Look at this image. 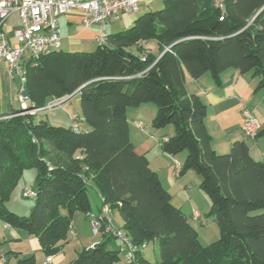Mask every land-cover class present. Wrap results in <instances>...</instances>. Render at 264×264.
Returning a JSON list of instances; mask_svg holds the SVG:
<instances>
[{
    "label": "trees",
    "instance_id": "obj_1",
    "mask_svg": "<svg viewBox=\"0 0 264 264\" xmlns=\"http://www.w3.org/2000/svg\"><path fill=\"white\" fill-rule=\"evenodd\" d=\"M162 2L157 9L148 3L129 27L108 32L93 51L61 44L24 62L28 107L79 90L81 118L89 126L55 125L37 113L0 118V220L38 237L44 254L55 255L69 241L75 213H94L93 186L100 211L108 206L117 212L137 247L126 264H264V160L252 155L246 140L218 152L206 124L207 104L186 87L187 75L209 72L220 82L224 71L237 69L259 76L256 89L264 90V0H226L223 7L213 0ZM145 102L157 107L154 128L174 127L161 134L162 150L187 152L176 176L195 172L210 198L208 216L220 233L208 245L147 155L136 151L127 111ZM257 136H264V126ZM29 167L36 169V195L24 215L8 201ZM112 238L102 233L70 264H118L121 248H110ZM153 240L160 261L144 254L142 244ZM18 264L38 263L31 254L19 256Z\"/></svg>",
    "mask_w": 264,
    "mask_h": 264
},
{
    "label": "crops",
    "instance_id": "obj_2",
    "mask_svg": "<svg viewBox=\"0 0 264 264\" xmlns=\"http://www.w3.org/2000/svg\"><path fill=\"white\" fill-rule=\"evenodd\" d=\"M153 0H149L148 2L143 4V7H146L148 3ZM18 15L17 13L12 16ZM11 16V17H12ZM82 13L78 10H73L65 15L60 17V30H61V41L62 48L66 50H87L93 46L97 42V36L100 32L101 25L100 24H91L84 25L81 21ZM135 17L130 14H123L117 19H111L106 23V29L108 32L119 31L129 27ZM11 27V26H10ZM155 41H150L149 44L152 45ZM148 44V45H149ZM149 45V46H150ZM154 49V47H152ZM2 62L3 67L0 64V115L9 112L12 107L11 98L14 100L17 99L15 93V84L14 80L16 78H12V76L8 72V64ZM4 68V69H1ZM259 76L253 75L252 73H241L237 69H228L221 74L220 82H217L211 73L206 72L198 78L191 77L187 75L186 77V87L188 91L199 94L202 99L207 104V116H206V124L208 130L212 136V142L214 148L218 152H226L231 148L232 143L235 140H246L252 150V155L257 159L264 160V136H257L255 139L248 138L242 129L244 120H245V111L250 110L253 115L258 119L261 126H264V90H257L256 86L259 81ZM5 83L7 84V91L9 100L8 110L5 109L6 105L4 102V93H5ZM9 88L11 91H9ZM79 97L78 94L72 96ZM69 99V100H70ZM152 102H145L138 106L128 108L127 115L133 119L130 120V135L132 141L136 146V151L140 154H145L150 160L151 166L159 172V175L162 179V182L167 187V189L171 192V188L174 187V190H178V184L173 183L172 186L166 183V179L164 176L165 171H174V163L172 164L173 159L178 160L181 163L185 161L186 154L178 153L176 155H172L166 153L162 150L161 147V134H157L155 132L147 131L144 128V122H149L152 124V120L156 115L157 107L155 104H150ZM60 105L50 107L51 113L47 115L44 119L48 122H52L55 125H65V126H75L79 125L82 128H87L89 125L83 118L76 114H70L67 110L63 108H57ZM53 108V109H52ZM47 109V108H45ZM40 113V112H39ZM74 116L77 118L74 120ZM42 118V117H41ZM51 121H49V119ZM129 121V119H128ZM141 121L142 126H137L136 122ZM134 130L140 131L143 134L140 136L141 139H134ZM161 132H165L168 134H172V131L162 130ZM192 171H188L191 173ZM188 175V174H187ZM176 176V174H175ZM177 177V176H176ZM182 180L186 177V173L179 176ZM178 177V178H179ZM179 193V191L177 192ZM172 194V193H171ZM99 195V193H98ZM173 195V194H172ZM100 197V195H99ZM101 204L100 207L95 211L92 207V211L96 214L100 213V208L102 206V199L100 197ZM176 204V203H175ZM181 206V205H179ZM183 208V207H182ZM111 212H115L109 209V214ZM196 212H198L196 210ZM199 213V212H198ZM112 216V215H111ZM120 217V215H119ZM85 219V220H84ZM87 221H90L88 215L85 212H76L73 218L72 229L77 233V238L79 242H77L78 246L91 247L102 239L101 237H94L86 234L83 229H86L84 226L87 225ZM91 223V222H89ZM118 226L123 224V221L120 217V221L116 223ZM92 225V224H91ZM70 230V232H71ZM0 232L3 233L4 239L12 242H30L36 243L37 238H33L36 236L30 235L23 229L14 228L11 226L5 225L0 220ZM39 241V240H38ZM112 241V239H111ZM119 241V240H118ZM117 241V242H118ZM40 244V243H39ZM11 249V248H9ZM64 249V248H63ZM62 249V250H63ZM62 250L53 256V264H67L68 257L66 254H61ZM10 253L15 254L17 258L19 256L31 255L34 254L38 264H44L46 255L42 253L40 249H32L27 248L26 246H21L16 249L9 250ZM41 251V252H40ZM81 251V250H80ZM75 249L76 257L80 252ZM66 252V251H64ZM42 255H39V254ZM72 257V261L76 258ZM0 263L7 262L10 264V260L6 257L0 255Z\"/></svg>",
    "mask_w": 264,
    "mask_h": 264
},
{
    "label": "built area",
    "instance_id": "obj_3",
    "mask_svg": "<svg viewBox=\"0 0 264 264\" xmlns=\"http://www.w3.org/2000/svg\"><path fill=\"white\" fill-rule=\"evenodd\" d=\"M149 0H0V64H8V72L12 78L19 79L20 87L18 101L21 111L8 116L34 114L44 108L61 105V99H52L45 106L40 108H29L28 95L24 94L26 82V69L24 62L27 59L37 58L50 53L61 44L60 17L73 10L82 13L81 21L84 25L100 24L101 29L97 36V43H106L108 40V30L106 23L111 19H117L123 14L138 13L141 4ZM219 7L225 5L226 0H213ZM17 13L19 24L9 26V18ZM167 49H169L167 47ZM5 116H0V118ZM137 126L141 127L142 122L137 121ZM261 128L258 119L250 110L245 111V120L242 126L244 134L248 138L255 139ZM163 137L162 140H166ZM174 169L179 175L181 163L175 160ZM23 195L34 197L36 195L32 188H26ZM198 216V212H195ZM95 232L114 235L119 242L120 248L124 250L127 260L134 257L136 245L130 238L126 229L118 226L113 217L109 214L108 206H103L99 214L90 213L88 215ZM73 236L77 233L71 230ZM143 247L147 243L142 244ZM44 264H53V256L47 255Z\"/></svg>",
    "mask_w": 264,
    "mask_h": 264
},
{
    "label": "rangeland",
    "instance_id": "obj_4",
    "mask_svg": "<svg viewBox=\"0 0 264 264\" xmlns=\"http://www.w3.org/2000/svg\"><path fill=\"white\" fill-rule=\"evenodd\" d=\"M162 5H163L162 0H153L152 2H150L149 9H157V8L161 7ZM144 11H146V10H144L143 4H141V10L138 13H131L130 15H132L133 17H136V16H139ZM8 24H9V26H12V27L17 26L19 24V15L10 17L8 20ZM94 45H97V42ZM156 45L157 44L152 43L154 50L157 52V46ZM95 48L96 47L93 46V47H91L87 50H83V51H93ZM1 67H3V64H1ZM1 69H4V68H1ZM14 84H15V90H14L15 93L14 94L16 95L17 99L14 100L13 98H11L10 103H11L13 108H19L20 107V103L18 101V92H19V87H20L19 79L14 80ZM9 91H11L10 88H9ZM4 96H5L4 102L6 105L5 109L8 110L7 107H8L9 100L7 99L8 91H7V84L6 83H5ZM0 100H1V96H0ZM150 104H154V103H150ZM54 108H56V107H54ZM57 108H63L65 110H67L70 114H76V115L81 117L80 99L77 96H75L72 99L64 102L63 104H61ZM129 110H130V107H129ZM50 113H51V110L49 108H47V109L44 108V109L38 111L36 115L38 117L45 118ZM8 115H10V114H6L4 116L6 118H8V117H10ZM73 118L75 120L76 116H74ZM128 119H129V122H130V120L133 121V119L130 118V113H129ZM49 121H51V120L49 119ZM144 126H145L144 128L146 129V132L150 131V132H155L157 134L163 133L161 131L165 130V129L167 131H172V132L174 131V127L172 125H168L165 128L156 129L153 127V124H149V122H144ZM142 134H143L142 132H140L138 130L137 131L134 130V134H133L134 139H136V140L141 139ZM186 153H187L186 151L181 152V154H186ZM173 163H175L174 159L172 161V164ZM164 176L166 179V183H168V185L172 186L173 183L178 184L179 188L177 191L174 190V187L171 188V193L173 194V201L177 205H181L183 207L184 211L188 215H192L193 224L199 231L200 240L202 241V243L205 245H208L211 242L218 239L219 233H220L219 227H218L215 219L212 216H208V212L210 209L211 202H210V198L208 197V195L200 187V176L198 174H196L195 172L188 173V171H187L186 177H184L181 180L180 177L178 178L175 176L172 169H169V171H165ZM35 178H36V169L34 167L26 168L22 178L20 179V181L18 182V184L14 188V190L10 196V199L8 201V206L13 211H15L19 214H24V215L29 213L30 207L34 203V198L24 197L23 191L26 188H31V186L33 185V183L35 181ZM178 191H179V193H177ZM89 197H90L91 202H92V207L96 211L97 208L100 207L99 205L101 204V200H100V197L98 195V192L96 191V189L93 186H90V188H89ZM195 210H197L200 213V217H196L192 214ZM111 215H112L115 223H118L120 221V217H119V214L117 212H111ZM89 222H91V221H87V225L84 226L86 229H83L86 232V234L94 236V237H101V232H99V233L95 232L91 223H89ZM33 238H37L36 239L37 241H35L36 243H34V241H33V243H30V242H21V241L17 240L18 244H16L17 242L11 243L10 241L5 240L3 233L0 232V241H1L0 255L8 258L10 260V264H18L17 256L10 253L9 250H12V248L16 249V248L21 247L23 245L29 249H32L33 251L35 249H40L42 251L41 244H39L40 241H38L39 240L38 237H33ZM76 241L79 242V239L77 238V236H73L72 233L70 232L69 241L67 243H64L65 244L64 249L61 252V254L65 253L66 256L68 257L69 263H67V264L71 263L70 261H72L71 259H72L73 255H74V257H76L75 256L76 255V252H75L76 248H77V251H80L83 249V246H78ZM117 241H118V239L116 237L112 238V241L109 244L110 248H116V247L120 248V243H119V241L118 242ZM9 248H11V249H9ZM64 251H66V252H64ZM42 253L44 254L43 251H42ZM144 254L151 261H160L161 255H160V251H159L158 242L155 240L150 241L147 244V246L144 248ZM39 255H42V254H39ZM120 256H121V259L118 262V264H126L127 259L125 257V252L122 249H120Z\"/></svg>",
    "mask_w": 264,
    "mask_h": 264
},
{
    "label": "water",
    "instance_id": "obj_5",
    "mask_svg": "<svg viewBox=\"0 0 264 264\" xmlns=\"http://www.w3.org/2000/svg\"><path fill=\"white\" fill-rule=\"evenodd\" d=\"M79 90H76L75 92H73L72 94L68 95L67 97H65L62 101H61V104H63L64 102L68 101L72 96L78 94ZM28 88L27 86L25 85V88H24V94L27 96L28 95Z\"/></svg>",
    "mask_w": 264,
    "mask_h": 264
}]
</instances>
